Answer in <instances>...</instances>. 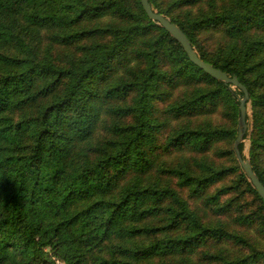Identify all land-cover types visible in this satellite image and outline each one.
Here are the masks:
<instances>
[{
    "label": "trees",
    "instance_id": "obj_1",
    "mask_svg": "<svg viewBox=\"0 0 264 264\" xmlns=\"http://www.w3.org/2000/svg\"><path fill=\"white\" fill-rule=\"evenodd\" d=\"M149 2L264 185V0ZM242 97L140 0H0V264H264Z\"/></svg>",
    "mask_w": 264,
    "mask_h": 264
},
{
    "label": "water",
    "instance_id": "obj_2",
    "mask_svg": "<svg viewBox=\"0 0 264 264\" xmlns=\"http://www.w3.org/2000/svg\"><path fill=\"white\" fill-rule=\"evenodd\" d=\"M143 10L146 12L149 19L153 22L158 23L162 28H164L183 48L184 52L187 54L189 60L201 69L206 75L211 78L231 86L233 89H237L242 92L243 97L239 98V111L240 116L238 120V134L234 144V151L236 158L243 169L248 180L251 182L253 187L256 189L259 196L264 201V185L261 183L257 175L254 173L250 160L243 159L240 151V145L244 143L245 136L249 132V120L248 116V105L250 103V95L248 89L235 77H230L225 72L215 68L209 63L204 62L198 56L196 50L192 47V44L185 33L178 28L171 21L166 19L164 16L153 11L149 0H140Z\"/></svg>",
    "mask_w": 264,
    "mask_h": 264
},
{
    "label": "rangeland",
    "instance_id": "obj_3",
    "mask_svg": "<svg viewBox=\"0 0 264 264\" xmlns=\"http://www.w3.org/2000/svg\"><path fill=\"white\" fill-rule=\"evenodd\" d=\"M235 90V89H233ZM221 115V114H220ZM248 115H249V132L250 134L252 133V126H253V117H252V108H251V104L248 105ZM222 116H216V119L219 120L221 119ZM235 144V143H234ZM244 145H245V148H244V155H245V158L250 160L251 156H250V151H251V141H250V138L247 139L246 141H244ZM227 200V198H224L223 201ZM247 201H250L249 199ZM242 203V202H240ZM250 208V207H249ZM251 208H253V206L251 205ZM235 214V213H234ZM225 220L227 222H230L231 219L230 218H225ZM237 227V226H236ZM58 264V263H57Z\"/></svg>",
    "mask_w": 264,
    "mask_h": 264
}]
</instances>
